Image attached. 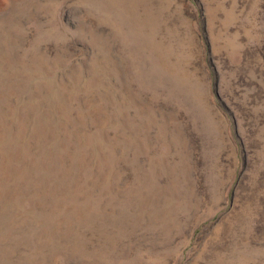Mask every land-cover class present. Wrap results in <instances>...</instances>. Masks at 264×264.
Listing matches in <instances>:
<instances>
[{"label":"rangeland","instance_id":"rangeland-1","mask_svg":"<svg viewBox=\"0 0 264 264\" xmlns=\"http://www.w3.org/2000/svg\"><path fill=\"white\" fill-rule=\"evenodd\" d=\"M0 264H264V0H0Z\"/></svg>","mask_w":264,"mask_h":264}]
</instances>
